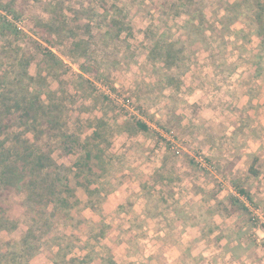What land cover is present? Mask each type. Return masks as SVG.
Here are the masks:
<instances>
[{
    "label": "rangeland",
    "instance_id": "obj_1",
    "mask_svg": "<svg viewBox=\"0 0 264 264\" xmlns=\"http://www.w3.org/2000/svg\"><path fill=\"white\" fill-rule=\"evenodd\" d=\"M138 1L140 7L135 0L122 2L129 14L117 20L125 23L118 32L103 20L90 23V16L108 15L100 2L50 0L51 14L70 24L65 30L77 26L56 38L53 49L68 68L47 73V62L28 48L27 73L36 78L25 81L28 97L38 91L45 102L53 101L61 133L71 134L70 141L97 143L102 160L109 159L101 177H89L101 197L108 193L102 216L91 209L82 215L111 224L101 244L117 264H168L178 251L184 264H264V51L256 37H244L255 27L253 11L245 0H189L185 8L172 0ZM20 3L15 4L25 20L17 23L30 34L29 19L41 10L30 8L33 1ZM161 11L165 24L159 26ZM197 26L205 30L202 44L195 39ZM72 36L82 39L76 52L69 49ZM191 40L197 42L190 45ZM74 53L76 59L70 58ZM174 53L181 60L177 64ZM133 118L147 122L151 131H134ZM52 156L85 202L86 193L77 186L83 179L73 167L80 154L56 150ZM254 159L257 177L248 172ZM234 184L252 197V204L245 203L248 213L228 202ZM14 209L19 221L14 230L0 231L3 242L19 241L26 231L23 209ZM239 242L245 255L239 254ZM46 245L28 264H64Z\"/></svg>",
    "mask_w": 264,
    "mask_h": 264
},
{
    "label": "trees",
    "instance_id": "obj_2",
    "mask_svg": "<svg viewBox=\"0 0 264 264\" xmlns=\"http://www.w3.org/2000/svg\"><path fill=\"white\" fill-rule=\"evenodd\" d=\"M31 1L35 5L30 8L41 10L42 17L36 15L37 17L29 19V24L34 29L28 34L17 23L25 20L23 17L25 11L16 6V0H5V3H3L4 0H0V231L14 230L16 227L19 219L16 217L15 207L23 209L21 215L25 218L26 225V231L19 241L0 240V264H28L29 259L46 244L48 248L56 249L55 254L64 264L69 256L70 264H117L115 257L109 253V247L101 244L106 235L113 230L111 224L106 223L103 218L100 222H94L82 215L83 210L91 209L102 216V204L108 193H103L101 197V191L90 187L94 182L90 181L89 177L94 179L101 177L106 172V162L109 159L102 160V149L97 143L70 141L71 134L61 133L60 119L56 115L58 111L54 102L50 99L45 102L38 91H34L28 97L27 83H25L26 79L36 80L29 77L27 73V66L32 60L27 56L29 47L37 51L36 54L47 62L49 67L47 73L52 74V68L58 70L68 68L53 49L57 47L56 38L58 40L61 34L73 31L77 26L74 25L75 28L65 30L70 24L65 18L59 17L60 15L51 14L50 0H21V3L24 2L28 6ZM95 1L102 3L99 8L108 15L105 18H102L101 13L95 17L90 16V23L97 25L103 20L107 27H115L118 32L122 31L125 23L117 20L129 14L126 5L122 4L124 0H110L112 3L110 10L106 9L108 1ZM160 1L168 3L167 0ZM186 1L187 3H184ZM245 1L255 16V27L249 33L250 36L245 34L244 37L247 40L251 36L256 37L260 42L261 50L264 51V22H262L264 21V0ZM135 2L137 6L140 5V1L135 0ZM171 3V5L185 8L191 2L172 0ZM246 10L241 12L244 13ZM158 15L161 22L159 26L164 25L165 22L162 19L165 13L161 11ZM178 15L179 13L176 14ZM223 17L226 16L223 15ZM194 30L195 37L197 36L195 39L202 44L206 39L205 30L198 26ZM216 33L221 32L216 31ZM70 39L72 41L69 49L76 52L82 39L78 41L76 36ZM194 42L197 41L191 40L190 45ZM175 54H173L175 57L173 60L177 64L181 60ZM75 56L76 53L70 58L76 59ZM171 65L175 66L174 62ZM80 70L86 73L81 67ZM91 76L96 77L93 73ZM260 76L263 82L262 66ZM81 77L84 79L82 75ZM41 78L46 83L47 79ZM104 101L109 102L108 97H104ZM131 124V128L138 133L146 134L151 131L149 124L141 119L133 118ZM157 125L165 131H170L159 122ZM57 133L60 135L55 137ZM94 134L97 136L98 132ZM56 150L62 151L67 156L76 151L80 154L73 167L75 177L83 179V181H77V186L86 193L85 202L76 197L65 166L57 164L53 159L52 155ZM256 162L257 159H254L248 171L253 177L259 175L254 168ZM233 187L235 195L228 199L230 206L248 213L247 204H252L250 193L238 184H234ZM141 190L142 195L145 196V187ZM128 199L130 198L126 199L127 207L130 205ZM121 208L122 206L119 209ZM157 208L155 210H158ZM178 209L177 203L172 214L175 215ZM145 217H151V220L154 218L152 214H145ZM237 247L240 250L239 254H246L247 248L240 247V242ZM75 249L84 252L82 257L73 254ZM176 250L178 251L177 248Z\"/></svg>",
    "mask_w": 264,
    "mask_h": 264
},
{
    "label": "crops",
    "instance_id": "obj_3",
    "mask_svg": "<svg viewBox=\"0 0 264 264\" xmlns=\"http://www.w3.org/2000/svg\"><path fill=\"white\" fill-rule=\"evenodd\" d=\"M166 254L164 253V256H165ZM148 259H147V261L148 262H152V260H151V258H153V257H151L150 255L147 257ZM150 259V260H149ZM168 264H183L182 262H181V259H180V256H179V253H175V254H173V256L171 257V259H169L168 260Z\"/></svg>",
    "mask_w": 264,
    "mask_h": 264
}]
</instances>
